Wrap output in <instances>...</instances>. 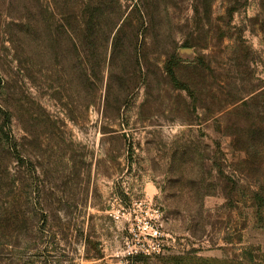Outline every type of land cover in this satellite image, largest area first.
Instances as JSON below:
<instances>
[{
	"label": "rangeland",
	"instance_id": "1",
	"mask_svg": "<svg viewBox=\"0 0 264 264\" xmlns=\"http://www.w3.org/2000/svg\"><path fill=\"white\" fill-rule=\"evenodd\" d=\"M104 2L95 83L0 17V264H264V0Z\"/></svg>",
	"mask_w": 264,
	"mask_h": 264
},
{
	"label": "trees",
	"instance_id": "2",
	"mask_svg": "<svg viewBox=\"0 0 264 264\" xmlns=\"http://www.w3.org/2000/svg\"><path fill=\"white\" fill-rule=\"evenodd\" d=\"M21 0H0V6H6L7 13H0V17L18 20L17 8ZM29 5L27 13L33 23L44 22L45 36L59 39V35L65 36L70 43L68 49L72 52L71 66L73 70L84 73L87 81L97 82L96 74L103 67L104 61H98V55H105L110 49L116 50L119 45L109 44L111 38H118L126 33V25L132 27L133 21L128 16L118 24L121 14L112 11L105 6L104 0H24ZM200 1V0H199ZM201 5H203L201 3ZM201 5L199 7L202 9ZM204 6V5H203ZM209 8V5H205ZM11 9V10H10ZM15 10V11H14ZM16 12V13H14ZM195 12L200 14L196 7ZM132 13V11H131ZM146 11H141L145 14ZM206 20L208 19V12ZM46 21V22H45ZM119 21V22H118ZM49 24H48V23ZM148 31L149 25L146 23ZM152 26V24H151ZM154 26V25H153ZM139 29L133 27L130 35L138 34ZM115 38V39H116ZM140 64V63H138ZM184 90L189 91L187 87Z\"/></svg>",
	"mask_w": 264,
	"mask_h": 264
},
{
	"label": "built area",
	"instance_id": "3",
	"mask_svg": "<svg viewBox=\"0 0 264 264\" xmlns=\"http://www.w3.org/2000/svg\"><path fill=\"white\" fill-rule=\"evenodd\" d=\"M155 233H157V232H155Z\"/></svg>",
	"mask_w": 264,
	"mask_h": 264
}]
</instances>
